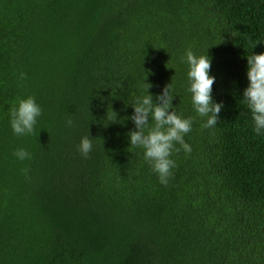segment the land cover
Returning <instances> with one entry per match:
<instances>
[{"label":"trees","instance_id":"1","mask_svg":"<svg viewBox=\"0 0 264 264\" xmlns=\"http://www.w3.org/2000/svg\"><path fill=\"white\" fill-rule=\"evenodd\" d=\"M188 50L211 60L213 128ZM260 53L264 0H0V264H264V133L243 98ZM146 83L193 118L167 186L129 143ZM28 96L42 114L18 137L9 110Z\"/></svg>","mask_w":264,"mask_h":264},{"label":"clouds","instance_id":"2","mask_svg":"<svg viewBox=\"0 0 264 264\" xmlns=\"http://www.w3.org/2000/svg\"><path fill=\"white\" fill-rule=\"evenodd\" d=\"M185 59L188 65L187 91L191 93L193 108L200 117H207L201 127L213 128L219 122L223 104L214 102L211 96L215 77L209 75L210 57L207 54L196 56L188 50L186 57H182V60ZM25 78V74L21 73L20 79ZM247 78L249 85L243 92V98L251 112L254 132L261 135L264 133V53L247 56ZM150 87L152 85L146 83L147 95L138 96L131 103L134 114L129 119L133 121L136 130L128 133L129 143L130 147H140L144 150V159L158 175L160 183L167 186L172 175L171 169L175 167V161L170 159L173 151L179 152L182 148L185 153L191 152L184 136L191 131L193 118H181L173 110L172 100L175 96L172 94L171 83L164 87L162 94L155 97V103L148 91ZM9 112L13 134L21 137L33 133L42 109L34 97L28 96L17 97ZM113 113L116 117V113ZM67 123L71 126L73 122L69 119ZM176 144L181 148L175 147ZM78 150L85 158L88 157L92 142L87 136L81 139ZM13 155L21 161L31 159V154L24 149H17Z\"/></svg>","mask_w":264,"mask_h":264}]
</instances>
